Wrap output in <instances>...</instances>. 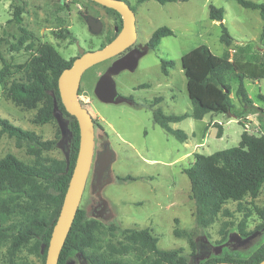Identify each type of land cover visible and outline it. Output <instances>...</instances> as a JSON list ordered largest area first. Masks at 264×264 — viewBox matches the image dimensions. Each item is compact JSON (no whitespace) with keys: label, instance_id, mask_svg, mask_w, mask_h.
I'll return each mask as SVG.
<instances>
[{"label":"rangeland","instance_id":"obj_1","mask_svg":"<svg viewBox=\"0 0 264 264\" xmlns=\"http://www.w3.org/2000/svg\"><path fill=\"white\" fill-rule=\"evenodd\" d=\"M126 1L135 14L137 38L131 52L137 58L136 65L109 73L113 63L128 53L94 65L83 73L77 91L78 100L94 122L93 160L78 207L86 213L87 220L100 224L94 232L93 251L105 254L108 245L123 240V230L147 229L157 238L158 249L180 250L188 261L209 259L224 250L248 255L264 240V231L255 230L261 222L257 209L264 210V184L256 198L245 196L239 207L228 201L224 209L229 211V217L219 215L211 226L200 228L195 222L190 184L182 170L191 165L194 154L208 156L238 146L243 131L256 137L264 135V79L244 80L254 107L251 110L237 104L233 89L237 83L228 74L234 108L227 115L208 114L202 121L187 118L172 124L171 128L187 135L183 143L154 124L152 111L160 109L165 115L191 112L181 58L198 46L204 45L229 61L262 64L264 22L257 10L245 9L235 0H176L164 5L156 0L141 4L138 0ZM245 1L264 4V0ZM209 6L223 9L222 23L232 38L229 45L220 43V22L208 18ZM17 8L23 11L19 25L13 19ZM87 16L101 22L99 34L89 31ZM163 26L173 34L164 37L155 50L144 47L152 33ZM121 27L122 19L117 13L88 0H0V118L34 133L41 141L55 142L51 149L41 152L42 158L63 160L68 152L69 134L66 130L62 135L54 117L45 123L34 122L44 106L43 100L31 107L16 104L7 98V88L13 82L26 81L29 63L38 56L43 44L53 47L61 59L70 61L105 46ZM161 59L174 62L167 75L161 73ZM104 76L113 81L119 101L103 102L96 96L95 87ZM212 120L216 122L209 127ZM104 144L109 145L113 161L105 182L94 190L96 156ZM7 154L24 164L34 161L25 143L18 145L14 138L1 134L0 159ZM8 195L2 194L0 199ZM245 215H250L245 220L248 235L242 237L237 224ZM19 219L18 214L12 215L5 226L18 227ZM174 229L184 234L175 235ZM221 231L226 234L223 236ZM12 233L14 229L8 230V235ZM34 242L32 239L20 248L13 257L15 264H45L42 250H29ZM9 245V237L0 244V264L9 262ZM84 252L88 255L91 250ZM116 258L141 264L133 255ZM68 264L89 262L76 253Z\"/></svg>","mask_w":264,"mask_h":264},{"label":"trees","instance_id":"obj_2","mask_svg":"<svg viewBox=\"0 0 264 264\" xmlns=\"http://www.w3.org/2000/svg\"><path fill=\"white\" fill-rule=\"evenodd\" d=\"M123 1L127 3L126 0ZM145 1L148 0H138V3ZM156 1L164 5L176 0ZM235 1L245 9L257 10L264 22L263 3ZM22 12V8H17L13 12V19L18 25L21 24ZM223 16V9L209 6L208 18L211 21L220 22V43L229 45L232 38L222 23ZM172 34L168 27H160L152 33L148 46L155 50L164 37ZM73 61L74 59L70 61L61 59L53 47L43 44L38 51V56L29 63L26 81L13 82L6 90L7 98L16 104L31 107L39 100L44 101V106L34 119L37 124L49 121L56 108L66 122L69 134L68 152L63 160L42 158L41 152L51 149L55 142L41 141L34 133L24 131L0 118V136L6 134L14 138L18 145L25 143L27 153L34 157L30 165L20 162L11 154L0 159V195L9 194L7 198L0 199V244L6 238H10L7 264H15L13 262L15 254L32 239L35 242L29 250L32 253L42 250V257L44 260L46 258L51 232L62 206L79 147L77 121L64 110L57 87L59 75L69 68ZM173 66L174 62L171 60H160V70L163 75H167V69ZM181 67L186 79L191 112L165 115L160 109L152 111L154 124L178 142H185L187 135L182 130L171 128V124L179 123L187 118L202 120L206 114H229L234 108L230 98L232 90L228 82V74L233 76V80L237 83L234 97L239 106L254 110L252 100L245 89L244 80L264 79V62L258 66L229 61L201 45L182 56ZM217 135L220 138L221 132L219 131ZM182 173L190 184V198L195 206L196 226L207 228L219 215L230 216L229 211L224 209L228 201L236 202L239 207L245 196L254 199L259 194L264 184V135L256 137L243 131L240 134L238 146L217 151L208 156L194 154L193 162L189 167L184 168ZM22 198L26 199L24 203L20 202ZM17 214L20 218L18 227L5 226L8 217ZM257 214L261 222L255 230L264 231V210L257 209ZM249 216L245 215L237 224V232L242 237L248 235L245 231V220ZM99 226L97 221L87 220L86 213L78 208L57 264H68L70 258L76 253H81L89 264H132L116 258L128 255L137 257L141 264H211L215 262L257 264L264 259L263 240L255 250L245 256L224 250L221 254L209 259L199 262L188 261L181 255L180 250L158 249L157 238L147 229L123 230L121 232L123 240L117 245H108L107 252L102 254L93 251L94 232L99 229ZM12 229L15 233L10 236L8 230ZM173 233L184 234L177 229H174ZM221 234L224 236L226 233L221 231ZM87 249L91 250L88 255L84 252Z\"/></svg>","mask_w":264,"mask_h":264},{"label":"water","instance_id":"obj_3","mask_svg":"<svg viewBox=\"0 0 264 264\" xmlns=\"http://www.w3.org/2000/svg\"><path fill=\"white\" fill-rule=\"evenodd\" d=\"M106 9L115 11L122 19V27L116 37L105 46L83 53L72 62V65L63 70L58 77L57 87L61 104L64 110L77 121L79 128V147L75 166L73 168L66 193L58 218L53 226L45 264H57L60 251L65 243L68 232L78 210L81 197L89 176L94 150V122L86 108L82 106L77 98V91L83 73L89 68L118 56L130 47L137 38L135 27V14L123 0H88ZM86 25L89 31L97 35L102 30L99 20L87 16ZM137 63L136 56L130 52L113 63L109 69L110 74H116L123 69H131ZM95 93L99 100L113 103L119 101L113 81L107 77H101L95 87ZM53 117L58 123L59 129L64 135L66 133V122L62 119L60 112L54 108ZM113 154L109 146L96 156L93 189L102 186L103 177L109 172ZM211 264H240L230 262H215ZM257 264H264V259Z\"/></svg>","mask_w":264,"mask_h":264},{"label":"flooded vegetation","instance_id":"obj_4","mask_svg":"<svg viewBox=\"0 0 264 264\" xmlns=\"http://www.w3.org/2000/svg\"><path fill=\"white\" fill-rule=\"evenodd\" d=\"M132 46H133V44L130 46V47H128L124 52H122L121 54H119L118 56H116V57H119L120 55H125V54H127V53H129V52H131V50L133 49L132 48ZM146 46H148V42L145 44V46L144 47H146ZM149 47V46H148ZM150 48V47H149ZM117 97L118 98H120V95L117 93ZM106 146H109V145H107V144H104L103 145V150L101 151V152H103L104 150H105V148H106ZM94 175V174H93ZM106 174L104 175V177H103V182H102V184L105 182V180H106Z\"/></svg>","mask_w":264,"mask_h":264},{"label":"crops","instance_id":"obj_5","mask_svg":"<svg viewBox=\"0 0 264 264\" xmlns=\"http://www.w3.org/2000/svg\"><path fill=\"white\" fill-rule=\"evenodd\" d=\"M256 83V82H255ZM234 89V91H235V89L236 88H233ZM250 97V96H249ZM251 98V97H250ZM237 102V101H236ZM238 104V103H237ZM235 105V104H234ZM206 115H208V114H206ZM209 115H211V114H209ZM225 115H227V114H225ZM230 117H233L232 115H230ZM204 118V117H203ZM203 118H202V120H203ZM202 120H200V121H202ZM213 122H216V120H212V122L210 123V125H209V127L211 126V124L213 123ZM229 121H226V123H228ZM176 124V123H175ZM172 125V124H171ZM171 125H170V127H171ZM208 126V125H207Z\"/></svg>","mask_w":264,"mask_h":264},{"label":"built area","instance_id":"obj_6","mask_svg":"<svg viewBox=\"0 0 264 264\" xmlns=\"http://www.w3.org/2000/svg\"><path fill=\"white\" fill-rule=\"evenodd\" d=\"M247 118H249V117H247ZM250 120V119H249ZM244 128H247V125H244Z\"/></svg>","mask_w":264,"mask_h":264}]
</instances>
